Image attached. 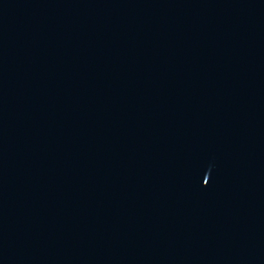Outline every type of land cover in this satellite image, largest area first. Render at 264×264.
<instances>
[{"label":"water","instance_id":"obj_1","mask_svg":"<svg viewBox=\"0 0 264 264\" xmlns=\"http://www.w3.org/2000/svg\"><path fill=\"white\" fill-rule=\"evenodd\" d=\"M0 264H264V0H0Z\"/></svg>","mask_w":264,"mask_h":264}]
</instances>
